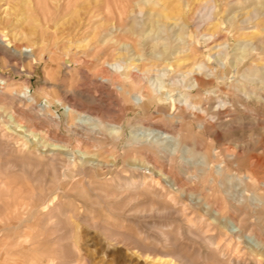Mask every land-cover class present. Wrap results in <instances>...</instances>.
Listing matches in <instances>:
<instances>
[{
	"label": "rangeland",
	"instance_id": "374dc122",
	"mask_svg": "<svg viewBox=\"0 0 264 264\" xmlns=\"http://www.w3.org/2000/svg\"><path fill=\"white\" fill-rule=\"evenodd\" d=\"M1 29L0 264H264V0H0Z\"/></svg>",
	"mask_w": 264,
	"mask_h": 264
},
{
	"label": "bare ground",
	"instance_id": "6f19581e",
	"mask_svg": "<svg viewBox=\"0 0 264 264\" xmlns=\"http://www.w3.org/2000/svg\"><path fill=\"white\" fill-rule=\"evenodd\" d=\"M2 30V29H1ZM6 34L5 32L2 30L0 32V39L1 40H7L6 39ZM32 49H30L29 51L31 52ZM28 51V50H26ZM63 64H65L67 67L70 66L71 64H73V61L70 59V57H66L63 59ZM142 63V62H141ZM157 69V68H156ZM196 82V81H195ZM3 84H6L5 81H1L0 80V89H3L4 87L2 86ZM135 87V86H134ZM27 91L24 90L23 95H26ZM144 94V93H142ZM26 97V96H24ZM18 130V129H17ZM165 135V134H164ZM235 140V139H234ZM59 149H51V155H53V157H51V164L55 163V161L57 160L56 157L54 156L55 151H57ZM157 168V167H156ZM150 172V171H149ZM166 173V172H165ZM242 180H245L244 178H242ZM241 181V180H240ZM144 181L142 179L139 180H131V181H127L125 182V185H128L130 187L136 188V187H140V185L143 183ZM241 183H244L241 181ZM145 189V188H144ZM244 214V213H243ZM236 219H233L227 223L223 224V227L225 228L224 231L227 232L226 237L228 236V232H230V237H228L230 240H232L234 237H236L235 235L237 234L238 238H243L244 242L246 244L249 245L250 248L255 247L256 245H258V242H256V240H254V238L252 237V232L251 230L246 231V228L244 226V221L243 219L237 220V222H235ZM229 224H232L233 227H236V230H230L229 229ZM196 222H194L193 219L188 220L187 222V232L190 235L195 236L200 242H202L203 244H205L207 247H209L210 249L214 248L217 244L216 239L213 236H208L206 234H204V232L196 229ZM225 232V233H226ZM161 236H166V234L164 232H160ZM166 238V237H164ZM256 238V236H255ZM167 239V238H166ZM229 242V241H228ZM231 242V241H230ZM237 242V241H236ZM222 243V242H221ZM224 243V242H223ZM222 243V245H223ZM238 243V242H237ZM220 244V243H219ZM228 245V244H227ZM225 245V246H227ZM165 252V251H164ZM123 253V252H122ZM218 256V254H217ZM110 258V257H109ZM171 259V258H170ZM257 262V261H256Z\"/></svg>",
	"mask_w": 264,
	"mask_h": 264
}]
</instances>
